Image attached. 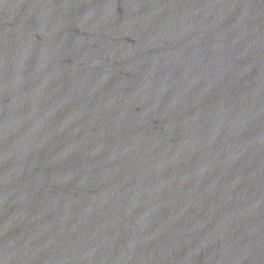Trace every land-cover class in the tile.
Returning a JSON list of instances; mask_svg holds the SVG:
<instances>
[{
	"label": "water",
	"instance_id": "water-1",
	"mask_svg": "<svg viewBox=\"0 0 264 264\" xmlns=\"http://www.w3.org/2000/svg\"><path fill=\"white\" fill-rule=\"evenodd\" d=\"M0 264H264V0H0Z\"/></svg>",
	"mask_w": 264,
	"mask_h": 264
}]
</instances>
